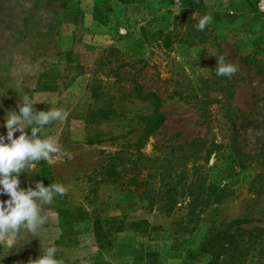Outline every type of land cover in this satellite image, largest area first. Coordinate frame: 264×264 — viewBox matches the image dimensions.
<instances>
[{
  "label": "rangeland",
  "instance_id": "374dc122",
  "mask_svg": "<svg viewBox=\"0 0 264 264\" xmlns=\"http://www.w3.org/2000/svg\"><path fill=\"white\" fill-rule=\"evenodd\" d=\"M259 1L202 0L198 12L184 14L183 0H0V124L8 111H18L24 94L39 101L34 111L63 108L67 120L45 126L42 136H58L71 154H57L50 164L41 161L20 175L23 188L48 179L67 191L50 206L53 223L41 229V245L30 237L7 253L0 246V264H30L55 228L61 230L57 258L64 264H212V256L201 251L208 237L233 232L243 220V228H264V194L249 190L264 171ZM205 14L213 20L200 31ZM221 56L237 66L231 77L216 74ZM133 80L163 101L165 122L148 139L145 158L133 148L131 131L134 117L148 109L132 97ZM98 81L108 104L91 99L90 87ZM105 106L115 116L93 118ZM206 109L204 122L199 115ZM197 138L217 145L208 167L234 194L194 214L188 200H181L163 214L147 204L133 181L158 187L155 175L165 163H156L154 148L163 146L167 153L166 147ZM232 146L255 156L247 170L239 167ZM241 247L243 256L226 255L214 264H264V244L261 249L244 241Z\"/></svg>",
  "mask_w": 264,
  "mask_h": 264
},
{
  "label": "trees",
  "instance_id": "16d2710c",
  "mask_svg": "<svg viewBox=\"0 0 264 264\" xmlns=\"http://www.w3.org/2000/svg\"><path fill=\"white\" fill-rule=\"evenodd\" d=\"M122 3H130L131 0H119ZM202 8V0H183L182 10L184 14H191L198 12ZM102 24V23H101ZM143 36L145 31L142 29ZM264 73V67L262 71ZM131 83L132 97L138 103L146 105L148 109L147 114H142L134 117L136 126L132 129L134 133L133 148L140 157H147L142 150L148 143V139L159 130L165 122V116L161 111L163 101L154 92H148L143 89L141 84L136 80ZM101 81L94 82L90 87V96L94 102H102L108 104L110 100L104 99L102 96ZM220 101V99H219ZM216 101V102H219ZM203 105L204 102H201ZM203 108V107H201ZM200 108V110H201ZM93 118L100 121H109L115 116V110L107 106L99 108L94 111ZM199 117L207 122L209 118L208 110L200 112ZM232 119H229L231 122ZM168 152H165L163 146L154 148L158 152L154 159L156 163L164 162L165 166H161L162 170L155 176L159 178L158 187L152 189L148 188L145 181L136 183L135 189L142 190L141 196L147 200L149 206L158 205V211L163 214L171 213L181 200H188V208L190 213L198 209L204 210L210 205H217L233 196V192L226 186L220 185L216 177L212 175L213 166L208 167L210 157L216 152L217 145L215 143H208L204 138H197L188 143L180 145L173 144L168 147ZM236 156L239 158L238 165L242 170H247L253 164L252 159L255 156L243 153L240 148L231 147ZM264 167V162L262 163ZM159 167L155 168L157 171ZM112 170V168H111ZM114 170V169H113ZM112 170V171H113ZM116 174L115 171H113ZM45 179V178H43ZM132 182V181H131ZM52 184L51 180L45 179L44 185ZM249 190L264 194V171L257 173L250 182ZM245 220L237 222V227L233 232L225 231L221 237H208L201 247V251L212 256L214 264L216 260L223 256L232 254L233 256H243L244 249L241 244L251 242L252 245H257L262 249L264 244V228L253 227L243 228L241 225ZM101 227L96 222V238L99 247L103 248L100 235ZM93 264H110V263H93Z\"/></svg>",
  "mask_w": 264,
  "mask_h": 264
},
{
  "label": "clouds",
  "instance_id": "9594fccd",
  "mask_svg": "<svg viewBox=\"0 0 264 264\" xmlns=\"http://www.w3.org/2000/svg\"><path fill=\"white\" fill-rule=\"evenodd\" d=\"M212 20L210 14H205L198 22V30L203 31ZM215 70L218 76L231 77L238 69L235 64L226 63L221 56L217 58ZM37 102L24 94L21 102L17 103L18 111H8L0 124L6 129L4 134H0V195L8 197L0 200V246L5 253L14 246L26 243L30 237L38 238L41 229L53 223L50 206L57 196H63L67 191L61 183L45 186L37 181L34 187L20 186V175L34 170L39 162L50 164L57 154L71 156L62 148L58 136H42L45 126L54 121H66L68 111L60 107L34 111L33 105ZM16 133L19 135L15 136ZM60 232L59 228H55L52 237L44 243L42 255L30 264H64L62 259L57 258L59 249L56 241ZM2 259L3 256H0Z\"/></svg>",
  "mask_w": 264,
  "mask_h": 264
},
{
  "label": "built area",
  "instance_id": "2783aa9c",
  "mask_svg": "<svg viewBox=\"0 0 264 264\" xmlns=\"http://www.w3.org/2000/svg\"><path fill=\"white\" fill-rule=\"evenodd\" d=\"M259 9L264 12V0H260L258 3Z\"/></svg>",
  "mask_w": 264,
  "mask_h": 264
}]
</instances>
